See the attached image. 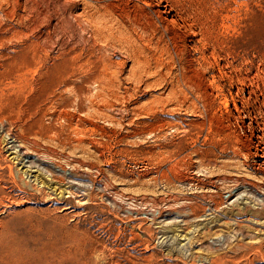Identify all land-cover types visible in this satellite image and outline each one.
Returning a JSON list of instances; mask_svg holds the SVG:
<instances>
[{"label": "rangeland", "instance_id": "rangeland-1", "mask_svg": "<svg viewBox=\"0 0 264 264\" xmlns=\"http://www.w3.org/2000/svg\"><path fill=\"white\" fill-rule=\"evenodd\" d=\"M0 264H264V0H0Z\"/></svg>", "mask_w": 264, "mask_h": 264}, {"label": "bare ground", "instance_id": "bare-ground-1", "mask_svg": "<svg viewBox=\"0 0 264 264\" xmlns=\"http://www.w3.org/2000/svg\"><path fill=\"white\" fill-rule=\"evenodd\" d=\"M15 153V152H14ZM16 158H19L18 156H16ZM49 176V175H48ZM249 185V184H248ZM70 186H66L63 190H67V188H69ZM204 220H206V219H199V220H194V222L192 223V225H191V230H189L188 232H185V230H182L180 227H182V226H179L178 224H174V231L176 232V234L178 235V237L180 238V240H181V242L182 243H184L183 245H185V244H187V241H191V239H192V233L193 232H196L197 230H198V228H201L200 226H201V224L203 225V226H206V225H208V224H210V221H207V222H205ZM180 222V221H179ZM167 223H171L170 221L169 222H167ZM166 223V224H167ZM176 226V227H175ZM203 228V227H202ZM202 230V229H201ZM199 231V230H198ZM175 234V235H176ZM193 235H194V233H193ZM206 261H208L209 260V258L208 257H205L204 258Z\"/></svg>", "mask_w": 264, "mask_h": 264}, {"label": "built area", "instance_id": "built-area-1", "mask_svg": "<svg viewBox=\"0 0 264 264\" xmlns=\"http://www.w3.org/2000/svg\"><path fill=\"white\" fill-rule=\"evenodd\" d=\"M225 198L228 197V196H224Z\"/></svg>", "mask_w": 264, "mask_h": 264}]
</instances>
